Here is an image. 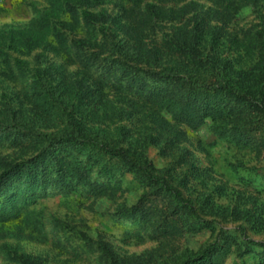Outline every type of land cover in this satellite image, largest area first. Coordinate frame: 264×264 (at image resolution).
<instances>
[{"label": "trees", "instance_id": "trees-1", "mask_svg": "<svg viewBox=\"0 0 264 264\" xmlns=\"http://www.w3.org/2000/svg\"><path fill=\"white\" fill-rule=\"evenodd\" d=\"M199 1L46 0L36 27L0 30V78L22 85L20 99L3 96L0 103V144L32 154L0 165V224L49 196L80 188H87L86 197L104 196L117 172H135L148 188L118 217L142 230L149 226L154 238L200 231L208 224L202 214L216 216L209 196L185 197L167 177L155 175L142 154L112 156L100 140L122 137L126 128H97L139 119L156 131L157 142L175 149L187 140L178 127L224 121L236 145L264 152V14L260 29L238 35L228 29L243 9L264 13V0ZM111 2L120 3L119 11L104 9ZM215 132L225 137L220 128ZM184 160L180 156L174 166ZM94 165L103 182L91 181ZM201 171L191 167L178 186L196 181ZM31 221L37 237L26 238L43 239L42 222ZM184 253L163 262L157 251L114 257L112 264H224L230 248L215 242Z\"/></svg>", "mask_w": 264, "mask_h": 264}, {"label": "rangeland", "instance_id": "rangeland-1", "mask_svg": "<svg viewBox=\"0 0 264 264\" xmlns=\"http://www.w3.org/2000/svg\"><path fill=\"white\" fill-rule=\"evenodd\" d=\"M199 3L207 6L209 0ZM120 7L119 2H111L104 9L119 11ZM0 8V30H16L36 27L48 6L46 0H0ZM263 14L261 10L243 9L228 29L235 35L253 27L260 29L256 26L262 22ZM27 61L32 69L34 63ZM57 62L61 63V58ZM3 96L10 102L20 99V82L0 78V103ZM118 126L126 128L122 137L115 133L105 142L100 140L112 150V156L121 150L142 154L153 173L167 177L185 197L209 196V206L216 216L202 214L208 224L200 231L173 239L154 238L149 226L142 230L131 220L118 217L119 209L136 205L148 188L135 172H117L111 178L109 193L104 196L86 197L87 188L66 196H49L14 221L0 224V264H112L114 257L131 260L155 251L163 262L182 258L185 251L199 252L215 242L230 248L224 264H259V253H264V247L258 246L264 244V152L259 155L236 145L224 121L208 120L197 130L178 127L187 140L175 149L157 142L156 131L150 126L142 127L139 119L106 122L97 128L112 131ZM217 128L226 133L224 138L215 132ZM31 155L30 151L0 144V165L6 161H26ZM183 155L181 166H174V161ZM191 167L202 170L198 179L191 180L185 188L179 187L178 181ZM99 170L100 166H93L91 181H104ZM34 218L44 228V238L37 241L25 236L37 237L31 221Z\"/></svg>", "mask_w": 264, "mask_h": 264}]
</instances>
